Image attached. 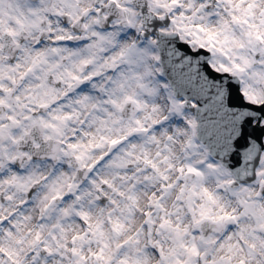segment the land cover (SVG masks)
<instances>
[{"label": "snow or ice", "instance_id": "obj_1", "mask_svg": "<svg viewBox=\"0 0 264 264\" xmlns=\"http://www.w3.org/2000/svg\"><path fill=\"white\" fill-rule=\"evenodd\" d=\"M0 264H264V0H0Z\"/></svg>", "mask_w": 264, "mask_h": 264}]
</instances>
